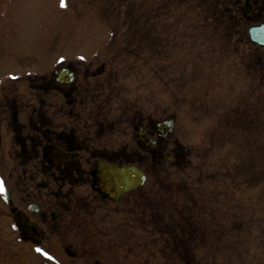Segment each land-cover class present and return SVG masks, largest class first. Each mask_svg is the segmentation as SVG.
Returning a JSON list of instances; mask_svg holds the SVG:
<instances>
[{
    "label": "rangeland",
    "instance_id": "1",
    "mask_svg": "<svg viewBox=\"0 0 264 264\" xmlns=\"http://www.w3.org/2000/svg\"><path fill=\"white\" fill-rule=\"evenodd\" d=\"M163 1L0 0V264H264V50L242 34L252 23L232 15L240 8L229 10L235 28L221 48L207 38L212 20ZM262 9L255 22L264 21ZM243 59L261 62L254 75ZM58 67L73 71L74 92L39 95L35 88ZM241 102L257 117L236 125ZM41 105L50 129L78 132L88 149L81 159L133 153L134 125L171 118L163 145L173 158L154 169L145 162L139 196L119 206L95 200L87 187L70 190L64 207L73 200L81 210L85 198L91 219L55 227L49 219L62 214L44 207L48 221L34 220L45 239L35 248L12 228L1 190L24 209L12 157L33 134L26 125L34 127ZM69 244L74 259L63 251Z\"/></svg>",
    "mask_w": 264,
    "mask_h": 264
},
{
    "label": "flooded vegetation",
    "instance_id": "2",
    "mask_svg": "<svg viewBox=\"0 0 264 264\" xmlns=\"http://www.w3.org/2000/svg\"><path fill=\"white\" fill-rule=\"evenodd\" d=\"M35 89L39 95L46 92H60L68 96L69 94H72L74 92V87L55 84L52 78L49 80L46 87L42 86L41 84L38 88ZM66 106L70 108L75 105H72V103L67 101ZM41 108L42 105L40 106L39 110H41ZM43 111L44 110H41V112L37 111L38 113L36 121L35 123L34 121L32 123L34 127H36V129L31 124L27 123L26 127L28 125L30 126L29 129L32 130L33 134L31 135L33 136L28 134L27 138L25 137L23 140H21L20 152L18 153L17 157L13 153L12 157L14 161L17 160V167L15 166V170L17 171L16 175L18 181L21 182V194L25 195V193L27 192V196L24 197L27 203L25 202L26 204L24 206V209L11 206V195L9 194L10 203L7 207V215L8 217H10V219H12L13 214L20 212L22 214H25L32 222L38 224L37 221L34 220V217H37V215H39L40 218L44 217L45 220L48 221L43 213H41V209H44L45 207L46 210L54 208L55 210H57L56 212L59 211L62 214V216H53L51 217V219H49V222H53L55 227L58 221H60L59 223H61V221H70L71 219L72 221H79L80 219L84 221L88 219L90 220L91 218L86 215V212H89V210L85 207V198H83L84 200L81 202V210L75 208L76 205L77 207H79V202H75L73 200L70 202L69 206L64 207L67 205L64 203H66L68 201L67 199H69V197L71 196L70 193H68L70 190H74L75 188L82 186L87 187L90 190V161L94 159H105L114 163H121L122 159H125L128 162L133 163L132 159H137V164L143 166V159L148 157L149 150H138L137 148L133 147L135 150L133 153L126 152L123 154L121 150H117L111 152L108 156L100 155L97 157H93L91 155L88 158L81 159L79 156L80 152L83 151L84 154L88 153V149L86 146H84V141H80L79 137L76 136L78 132L76 134L75 130L73 129L67 132L63 131L62 133H60L56 132L54 128L50 129L48 124L50 122L47 123V115L45 111ZM62 113L63 112H61L60 114ZM68 113V119H70L72 116L74 117L71 111ZM26 127L21 126V129L24 128L25 130ZM144 129L146 138L153 136V133L151 132L149 126H147V128L144 127ZM81 144L83 145L80 146ZM48 145L60 149L62 151V155L56 154L55 159L51 160L49 157V152L43 151V148ZM163 148L164 147L162 145H156L155 147V149ZM124 155L129 158H124ZM154 168L155 167H153V169ZM145 172L147 173L148 177V172ZM142 189L143 188L133 190L129 193L128 197L133 195H135V197H138V193L141 192ZM30 192H32V194H29ZM31 196H33V200L29 199V197ZM94 196L95 200H98L105 205H111L107 200H102L97 195ZM123 201L124 198L112 205L119 206ZM29 205H31L32 207ZM11 210H13L12 213H10ZM89 252L96 251L89 250ZM87 257V259H89V253ZM106 264L116 263H112L111 260H108Z\"/></svg>",
    "mask_w": 264,
    "mask_h": 264
},
{
    "label": "water",
    "instance_id": "3",
    "mask_svg": "<svg viewBox=\"0 0 264 264\" xmlns=\"http://www.w3.org/2000/svg\"><path fill=\"white\" fill-rule=\"evenodd\" d=\"M259 13V10H253L243 14L246 20L254 18ZM248 37L251 42L259 47H264V22L248 28ZM54 81L58 83H70L72 81V73L67 69H58L54 71ZM173 121L171 119L161 121L154 127L157 138L162 139L172 131ZM134 140L140 147H153L154 141H144L142 129L135 127L133 129ZM51 151V152H50ZM50 158L55 159L57 150H50ZM152 162L160 164L163 161L170 160V154L162 151H150ZM92 188L102 197H106L112 201L119 199L124 193L141 186L145 181V174L133 166L127 165L118 168L114 164L105 163L103 161L94 162V169L91 171ZM17 222L24 234V237L30 239L35 245H38L43 237V233L31 223L28 219L22 218L20 214L17 215ZM16 221V220H15ZM66 253L72 254V249L67 248Z\"/></svg>",
    "mask_w": 264,
    "mask_h": 264
},
{
    "label": "trees",
    "instance_id": "4",
    "mask_svg": "<svg viewBox=\"0 0 264 264\" xmlns=\"http://www.w3.org/2000/svg\"><path fill=\"white\" fill-rule=\"evenodd\" d=\"M242 0H217V5H215L214 0H164L163 1V6H166V4H169L173 6H181L185 5L188 8H195L196 10L200 11V14L196 17H200L203 20L206 19L208 21H211L214 23L212 30H209V28L206 30L210 34H207L208 39H212L213 37V42H215V46H220L221 48L223 47H228V44L230 42V33L232 32V29L235 28V24L233 23L236 17L232 16L234 14H237V19L240 21V23L244 24L242 22V19L240 18V14L238 13L239 11H232V15H230V8H236L237 10L241 8L242 6L240 5ZM252 1V0H251ZM250 0H245V5L251 2ZM255 3L253 4H261L262 0H254ZM247 3V4H246ZM244 5V6H245ZM213 9H219L221 11H217V14L212 11ZM224 9V10H223ZM235 9V10H236ZM147 10V7H146ZM212 12H211V11ZM192 12V11H190ZM219 15V17H216V15ZM221 30V32H220ZM218 31V32H217ZM242 34L244 35L245 39V32L242 30ZM264 50V49H262ZM243 62L246 64V68L248 66V70H250L253 74L254 71H256L255 67L259 69V66L261 65V62L257 60L255 61L254 65L251 67L253 64V61H249V59H243ZM257 62V63H256ZM261 71V74L258 76V85L257 87H264V59H262V69H259V72ZM254 75V74H253ZM242 103V102H241ZM247 102H243L240 107V111L234 115H232V118L235 122L236 125H239L240 122H242V117H249L248 114H250V107L247 105ZM258 111V110H257ZM257 116H251L250 118H256ZM248 118V120L250 119ZM253 120V119H252ZM251 120V121H252ZM248 121L247 127L252 126V122Z\"/></svg>",
    "mask_w": 264,
    "mask_h": 264
},
{
    "label": "snow or ice",
    "instance_id": "5",
    "mask_svg": "<svg viewBox=\"0 0 264 264\" xmlns=\"http://www.w3.org/2000/svg\"><path fill=\"white\" fill-rule=\"evenodd\" d=\"M62 6H63V0H62Z\"/></svg>",
    "mask_w": 264,
    "mask_h": 264
}]
</instances>
